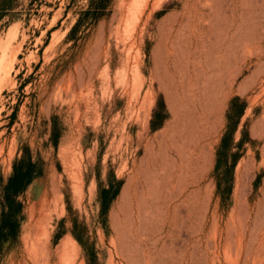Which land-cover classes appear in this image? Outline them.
<instances>
[{
  "label": "rangeland",
  "instance_id": "374dc122",
  "mask_svg": "<svg viewBox=\"0 0 264 264\" xmlns=\"http://www.w3.org/2000/svg\"><path fill=\"white\" fill-rule=\"evenodd\" d=\"M16 2L0 212L34 166L0 264H264V0Z\"/></svg>",
  "mask_w": 264,
  "mask_h": 264
},
{
  "label": "trees",
  "instance_id": "16d2710c",
  "mask_svg": "<svg viewBox=\"0 0 264 264\" xmlns=\"http://www.w3.org/2000/svg\"><path fill=\"white\" fill-rule=\"evenodd\" d=\"M16 4V0H0V21L6 19L4 24H7L13 19L11 13L16 8ZM24 164L25 161L21 160L15 165L12 175L3 189L4 207L0 212V240L15 236L18 231L19 213L22 205L17 201L16 197L31 180V171L34 166L31 159L26 163V167H24Z\"/></svg>",
  "mask_w": 264,
  "mask_h": 264
},
{
  "label": "bare ground",
  "instance_id": "6f19581e",
  "mask_svg": "<svg viewBox=\"0 0 264 264\" xmlns=\"http://www.w3.org/2000/svg\"><path fill=\"white\" fill-rule=\"evenodd\" d=\"M205 145H206V143H205ZM182 146V145H181ZM191 150V149H190ZM193 150V149H192ZM208 155V154H207ZM188 157L189 158H191V155L189 156L188 155ZM179 158H181V160H182V162H185V161H187V159H186V155H184V152H181L180 154H179ZM198 160V159H197ZM188 162H189V159H188ZM198 168V167H197ZM197 170V169H196ZM205 171V170H204ZM203 172V171H202ZM181 178V177H180ZM238 237V236H237ZM35 238V237H34ZM38 238H39V236H38ZM246 238V237H245ZM37 239V238H36ZM39 240V239H38ZM41 240V239H40ZM35 241V240H34ZM238 241V240H237ZM245 241V240H244ZM243 241V242H244ZM247 241V240H246ZM245 241V242H246ZM36 243V242H35ZM35 243H34V245H35ZM37 244V243H36ZM262 244V243H261ZM39 245V244H38ZM37 245V246H38ZM41 245V244H40ZM72 245H74V244H72ZM244 245V244H243ZM34 247V246H33ZM35 247H36V245H35ZM74 247V246H73ZM244 247V246H243ZM67 249V248H66ZM75 249V248H74ZM40 250V249H39ZM67 252H68V249H67ZM71 252V251H70ZM75 251H73V253H74ZM47 254V253H46ZM73 256H74V254H73ZM63 257L65 258V257H69V255L66 253V251L64 250V253H63V255H62V259H63ZM46 260H47V258H46ZM66 260V259H65ZM70 262V263H69ZM76 261H75V259L74 258H69V261H68V263L69 264H76L75 263ZM78 263V262H77ZM63 264H65V263H63Z\"/></svg>",
  "mask_w": 264,
  "mask_h": 264
}]
</instances>
